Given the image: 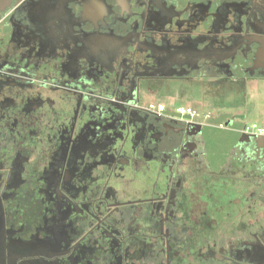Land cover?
<instances>
[{"label": "flooded vegetation", "instance_id": "1", "mask_svg": "<svg viewBox=\"0 0 264 264\" xmlns=\"http://www.w3.org/2000/svg\"><path fill=\"white\" fill-rule=\"evenodd\" d=\"M209 77L264 79V0H0V264H264L256 172L168 101Z\"/></svg>", "mask_w": 264, "mask_h": 264}, {"label": "crops", "instance_id": "2", "mask_svg": "<svg viewBox=\"0 0 264 264\" xmlns=\"http://www.w3.org/2000/svg\"><path fill=\"white\" fill-rule=\"evenodd\" d=\"M237 77L241 78V74L238 73ZM190 84L185 87L178 84L172 93L173 98L168 101L172 107L185 104L202 114H211L201 136L203 146L207 149L204 159L208 165L207 172L216 180L221 174L240 167L244 169L238 176L244 180V174L254 170L257 175L252 177L254 182L250 184L251 191L260 195L264 191V183L258 184L259 172L236 148L238 144L250 142V138L243 135L242 130L253 112L257 113L264 124V79L249 78L245 83L240 80L231 84L209 77L196 79V82ZM221 124L228 128H221ZM242 192L246 194L245 189ZM256 205L259 213L262 212L261 204ZM262 218L261 216L263 223Z\"/></svg>", "mask_w": 264, "mask_h": 264}, {"label": "built area", "instance_id": "3", "mask_svg": "<svg viewBox=\"0 0 264 264\" xmlns=\"http://www.w3.org/2000/svg\"><path fill=\"white\" fill-rule=\"evenodd\" d=\"M157 112H163L164 110V104H155L152 106ZM178 112H181L183 114L191 115L192 117L196 116V112L193 108L187 107V108H181L177 110ZM210 116H207L209 118ZM221 128H225L224 124L220 125ZM243 132L249 135H261L264 136V127H258L256 124H253L252 126L246 125L243 129Z\"/></svg>", "mask_w": 264, "mask_h": 264}, {"label": "rangeland", "instance_id": "4", "mask_svg": "<svg viewBox=\"0 0 264 264\" xmlns=\"http://www.w3.org/2000/svg\"><path fill=\"white\" fill-rule=\"evenodd\" d=\"M261 106H263L262 101H260ZM253 124H256L258 127H263L264 124L262 123L261 120H259V117L256 112H253V115L251 118L248 120L246 125L252 126Z\"/></svg>", "mask_w": 264, "mask_h": 264}, {"label": "water", "instance_id": "5", "mask_svg": "<svg viewBox=\"0 0 264 264\" xmlns=\"http://www.w3.org/2000/svg\"><path fill=\"white\" fill-rule=\"evenodd\" d=\"M227 40V39H226ZM181 47V46H180ZM226 61V60H225ZM219 62H221V60L219 61ZM219 65H217V67H218ZM233 75V74H232ZM244 135V134H243ZM252 144H258V143H260V142H263L264 143V136H262V137H258V138H253V139H251V141H250ZM249 143V142H248ZM259 145V144H258Z\"/></svg>", "mask_w": 264, "mask_h": 264}]
</instances>
